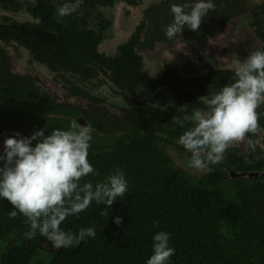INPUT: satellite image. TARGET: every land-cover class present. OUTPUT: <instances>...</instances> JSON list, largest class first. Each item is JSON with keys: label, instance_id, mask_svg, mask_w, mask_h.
Segmentation results:
<instances>
[{"label": "trees", "instance_id": "obj_1", "mask_svg": "<svg viewBox=\"0 0 264 264\" xmlns=\"http://www.w3.org/2000/svg\"><path fill=\"white\" fill-rule=\"evenodd\" d=\"M116 1L77 0V13L58 18L56 8L63 0L58 4L54 0H0V8L6 13L24 11L30 16L12 19L1 14L0 43L26 51L29 63L45 66L53 81L66 87L70 84V92L91 101L100 102L102 97L90 94L87 84L99 87L103 77L119 88L134 90L138 84L150 81L140 69L134 39L120 45L116 56L98 50L110 25L100 7L112 6ZM119 1L134 5L139 0ZM0 54L1 62L3 49ZM174 80L177 77L170 78L169 71L159 84L170 85ZM30 92L45 95L38 88L31 87ZM90 112L102 114L104 109L91 106ZM77 116L79 107L38 102L29 96L24 84L0 82V151L3 140L13 130L26 136L45 125L49 131L66 128ZM86 121L94 129L88 159L98 175L89 174L81 183L91 180L95 184L121 168L129 181L128 191L110 206L108 217L103 214L105 206L95 202L78 216H69L61 225L66 230L96 227L94 238L69 248H55L39 235L26 239V217L18 213L10 218L12 206L0 199V242L7 244L0 264H145L152 251V236L160 230L170 233V245L175 249L169 264H264V183L249 185L251 178H231L233 199L218 183L227 174L219 165L211 166L213 170L199 178L175 169L171 159L156 146V135L152 134L160 131L172 137L171 125H175L171 119L167 125L160 118L146 132L143 130L148 126L140 128L136 122L126 127L119 123L109 126L91 114ZM257 124L264 129L262 109ZM226 158L236 169L264 168L262 158L253 164L244 157ZM114 216L122 218L119 225L113 222Z\"/></svg>", "mask_w": 264, "mask_h": 264}, {"label": "clouds", "instance_id": "obj_2", "mask_svg": "<svg viewBox=\"0 0 264 264\" xmlns=\"http://www.w3.org/2000/svg\"><path fill=\"white\" fill-rule=\"evenodd\" d=\"M77 0H63L56 8L58 18L77 13ZM215 8L214 0H182L170 6L171 21L164 35L171 40L181 36L185 27L200 28L202 20ZM205 107L193 108L190 114L173 116L172 120L184 129L177 143L190 154L188 165L202 172L212 171L213 165L224 159L225 152L242 142L258 127L257 109L264 104V45L250 51L234 68L232 82L203 101ZM186 122L191 126L185 128ZM90 123L72 120L66 128H44L22 135L13 134L3 140L0 151V199L11 206L10 218L18 213L26 217L29 228L26 239L37 235L48 239L55 248L76 247L96 236V227H80L73 232L61 225L69 216H78L93 202L104 205L108 217L110 206L128 191L129 181L123 169L116 168L102 181L81 183L89 174L98 171L89 161L93 140ZM47 132V134H45ZM255 150V141L248 138ZM119 225L122 218L114 216ZM151 254L145 264H169L175 249L170 245V233L157 231L152 236Z\"/></svg>", "mask_w": 264, "mask_h": 264}, {"label": "flooded vegetation", "instance_id": "obj_3", "mask_svg": "<svg viewBox=\"0 0 264 264\" xmlns=\"http://www.w3.org/2000/svg\"><path fill=\"white\" fill-rule=\"evenodd\" d=\"M59 1L54 0V3L58 4ZM165 2L167 0H139L132 5L118 0L112 6L100 7L110 25L105 29L104 39L98 45L99 52L116 56L120 45L134 39L133 50L140 61V69L150 80L138 84L134 90L119 88L109 78L102 76L104 83L99 87L93 88L87 84V88L91 89L90 94L102 97L100 102L91 101L70 92V84L66 87L62 82L56 83L47 72L28 69V60L20 64L23 72L16 69L11 62L12 56H7L6 48L1 43L0 49H3L4 56L0 62L3 71L0 82L24 84L29 90V96L38 102L56 101L79 107L80 116L75 118L81 124L87 123L86 119L91 114L109 126L119 123L126 127L133 122L140 128L148 126L143 132L150 130L148 128L160 118L163 119L162 123L169 125L170 119L173 122V116H183L189 109L205 107V98L224 84L232 82L238 61L246 58L250 51L264 45V0H214L215 8L202 20L197 31L185 27L180 37L171 40L165 37L164 27L172 19L171 4L182 0H170L168 4ZM116 7H119L118 12L111 17L108 11ZM11 13L6 14L16 19ZM110 39L112 44L108 46L105 41ZM103 44L105 47L100 50L99 47ZM169 71L170 78L177 77V80L170 82V85L159 84ZM47 83H52L53 89ZM103 85L107 86L108 94L100 95L95 92ZM31 87L33 90L38 88L45 95L32 94ZM91 106H102L104 112L91 113ZM261 109L264 113V104L259 106L257 112ZM174 125L175 127L171 125L170 138L160 131L152 133L156 135L153 137L156 146L171 159L175 169L194 178L202 177L207 172L198 170L201 173H192L184 166L190 159V154L176 142L184 129ZM190 126L191 123L186 122L185 128ZM160 134L166 139L159 137ZM248 138L256 142L255 150L249 148ZM227 156L244 157L250 164L260 158L264 161V129L258 126L255 133H249L244 141L233 144L225 152L224 159L216 164L227 172L218 181L220 185L229 182L231 178L243 177L236 174L244 170L236 169L227 160ZM244 172H263L260 176L246 178H251L249 185L257 181L264 183V179H261L264 168Z\"/></svg>", "mask_w": 264, "mask_h": 264}, {"label": "rangeland", "instance_id": "obj_4", "mask_svg": "<svg viewBox=\"0 0 264 264\" xmlns=\"http://www.w3.org/2000/svg\"><path fill=\"white\" fill-rule=\"evenodd\" d=\"M55 1H57V0H55ZM118 9H119V7H116V8H114V9H111V10H109L108 12H109V14H111V17H113V15H115L117 12H118ZM6 14V11L5 10H3V9H1L0 8V15L1 14ZM11 14H13V16L16 18V19H30V16L27 14V13H25L24 11H20L19 13H11ZM105 43L108 45V46H110L111 44H112V39H110V40H106L105 41ZM14 46H12V45H10V46H7V47H5L6 48V54H7V56L9 57V56H12V58H11V62H13L14 63V67L16 68V69H18V70H20L21 72H23V68L21 67V63H23V61H25V60H28L29 59V55H28V53L26 52V51H23V50H16L15 49V47L13 48ZM103 47H105V45L103 44V45H101L100 47H99V49L100 50H103L104 48ZM28 63V62H27ZM27 68L29 69V68H33V69H35V70H38V71H41V72H47V70H46V67L45 66H43V65H40V64H38L37 62H33V63H28L27 64ZM27 69V70H28ZM95 92H97L98 94H100V95H105V94H108L109 92H108V88H107V86H105V85H103L102 87H100V88H97L96 90H95ZM184 166L186 167V168H188L189 169V171L190 172H196V173H201V172H199L197 169H193V168H191L189 165H188V162H185L184 163ZM221 187L224 189V191L228 194V196H230L231 198H233V199H235V194H234V190H233V186H231V184H230V182H226V183H224V184H221ZM6 242H0V258H1V256H2V254H3V252H4V250H5V248H6ZM32 264H38L37 262H34V263H32Z\"/></svg>", "mask_w": 264, "mask_h": 264}, {"label": "water", "instance_id": "obj_5", "mask_svg": "<svg viewBox=\"0 0 264 264\" xmlns=\"http://www.w3.org/2000/svg\"><path fill=\"white\" fill-rule=\"evenodd\" d=\"M0 21H1V19H0ZM47 84H48L50 89H53V85L51 86L52 83H47ZM262 174H263V172H244V171H242V172H237L236 175H241L243 177H257V176H260Z\"/></svg>", "mask_w": 264, "mask_h": 264}]
</instances>
